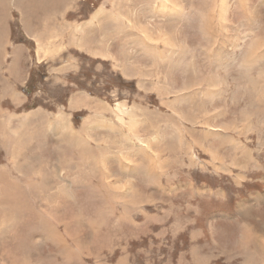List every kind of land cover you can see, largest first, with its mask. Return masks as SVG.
<instances>
[{
	"label": "rangeland",
	"instance_id": "obj_1",
	"mask_svg": "<svg viewBox=\"0 0 264 264\" xmlns=\"http://www.w3.org/2000/svg\"><path fill=\"white\" fill-rule=\"evenodd\" d=\"M67 2L0 12V264H264V0Z\"/></svg>",
	"mask_w": 264,
	"mask_h": 264
},
{
	"label": "bare ground",
	"instance_id": "obj_2",
	"mask_svg": "<svg viewBox=\"0 0 264 264\" xmlns=\"http://www.w3.org/2000/svg\"><path fill=\"white\" fill-rule=\"evenodd\" d=\"M123 2V1H122ZM113 9V8H112ZM119 13V12H118ZM103 14V11L102 10H98V11H96L95 12V15H94V18H96L97 16H100V15H102ZM110 15V14H109ZM92 22V21H91ZM160 37V36H159ZM252 51V50H251ZM251 56H253V55H251ZM251 60V59H250ZM255 60V59H254ZM149 71V70H148ZM115 112L116 113H122V114H125V110H124V108L122 107V106H118L117 108H116V110H115ZM60 125V124H59ZM64 125V124H63ZM62 125V126H63ZM64 128H66L65 126H64ZM19 132V131H18ZM14 136V135H13ZM76 136H77V134H76ZM16 137V136H15ZM135 137H137V136H135ZM68 138V137H67ZM12 139H13V137H12ZM87 141V140H86ZM11 143H13V141H10ZM138 142V141H137ZM66 144V143H65ZM79 144H80V146H81V148L79 149L78 147V145H77V142H74L73 143V146H76L75 148H77V150H80V154H82V156H83V159L85 158L86 159V157H87V155H88V153H87V151H88V147H86V146H88L87 144H86V146L85 145H82L80 142H79ZM11 149V148H10ZM146 150V149H145ZM223 166V165H222ZM30 170V169H29ZM33 170V169H32ZM33 173L31 172L30 173V175H32ZM36 175V174H35ZM29 178H30V183L32 184V188L36 191L35 193H37L38 194V191L40 190V191H42L43 189H44V185L42 184V183H38V182H36L35 180H33L32 181V176L30 177L29 176ZM24 181V180H23ZM22 181V182H23ZM12 186H14L16 189H14V188H12V194L15 196V195H18V194H22V192H20L18 189H17V187H19V188H22V187H20V186H17V185H14L13 183H12ZM27 187V186H26ZM22 191H23V189H22ZM39 191V192H40ZM24 192V191H23ZM9 195H11V193L9 194ZM11 197V196H10ZM11 199H12V201H14V205L15 204H17L16 202H15V199L13 198V197H11ZM0 207H1V202H0ZM35 219L37 220V219H39V221L37 220V224H38V234L40 233L41 235H43V236H45L46 238L47 237H49V240H50V238L51 239H53V241L54 240H60L59 239V237H57V232L54 230V228H53V226L49 223V222H47L46 221V219H44V218H40V215H38V213L36 214V217H35ZM51 222V221H50ZM37 226V225H36ZM247 232H245V234H243L242 235V242L243 241H245V239H246V237L247 236H251V235H253L252 234V232H251V230H250V228H244ZM251 238H255L258 242H261L259 239H261V238H257V237H254V236H252ZM59 242V241H58ZM257 244H259V243H257ZM263 247H264V245H263ZM263 250V249H262ZM263 253H264V250L262 251Z\"/></svg>",
	"mask_w": 264,
	"mask_h": 264
},
{
	"label": "crops",
	"instance_id": "obj_3",
	"mask_svg": "<svg viewBox=\"0 0 264 264\" xmlns=\"http://www.w3.org/2000/svg\"><path fill=\"white\" fill-rule=\"evenodd\" d=\"M29 1L30 0H13V2H10L9 4L7 3V0H0V12H2V13H6V12H9L10 10H11V6H12V4L13 3H17L16 4V6H17V8H18V4L19 5H22V4H24L25 5V3L28 5L29 4ZM37 1V3L39 4V5H42V0H36ZM51 0H44V2H46V5H47V12H49L50 10H52V11H55V10H57V0H52V2H50ZM62 3H63V8H64V10H65V12H67V9H68V2H67V0H60ZM52 3V4H51ZM44 4V3H43ZM23 8V7H22ZM98 11V10H97ZM94 15H95V12L93 13V15L91 16V19H90V24L92 23L91 21H94L95 19H97V17L96 18H94ZM22 16H23V14L21 13L20 14V17L22 18ZM8 18H3L2 19V21H1V24H2V28H4V27H7V28H9V26H10V22H8ZM21 20H23V19H21ZM49 23H51V24H49L48 26H50V27H53L54 29H53V32H54V36L56 37V35H57V16H56V18L55 17H53V19L51 20V21H49ZM21 27H22V25H21ZM10 29V31L8 30L7 31V33L5 32V36L6 35H8V39H6L5 38V41L4 42H8V41H11V38H10V35H11V28H9ZM72 31H75V30H72ZM22 32H23V34H25V35H30L31 34V36L32 35H34L35 36V32L32 30V31H30V30H24L23 31V29H22ZM76 35H71V38H72V40H75L76 38ZM9 38H10V40H9ZM41 41H43V40H41ZM41 41H38V42H41ZM54 41V40H53ZM39 51H44V49L43 48H39ZM42 56H44V54H42ZM39 57V56H38ZM44 57H46V56H44ZM39 59H40V57H39ZM11 134L13 133V131H11L10 132ZM53 172V171H52ZM53 176H54V173L52 174Z\"/></svg>",
	"mask_w": 264,
	"mask_h": 264
}]
</instances>
